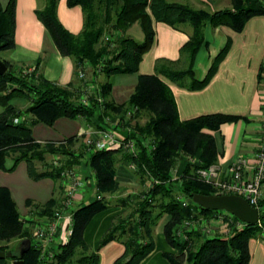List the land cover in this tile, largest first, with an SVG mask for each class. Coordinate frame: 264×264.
Instances as JSON below:
<instances>
[{
    "label": "trees",
    "instance_id": "1",
    "mask_svg": "<svg viewBox=\"0 0 264 264\" xmlns=\"http://www.w3.org/2000/svg\"><path fill=\"white\" fill-rule=\"evenodd\" d=\"M231 1L229 7L210 10L173 0H66L68 6L77 4L82 8L83 25L78 32L68 30L58 19V0H44L36 6L34 11L44 25L46 35L60 54L73 59L76 82L71 88L62 86L44 77L36 67L31 70L16 67L9 59L2 58L7 69L0 73V168L12 170L18 161L24 160L31 178L49 176L58 184L57 193L54 191L45 202L26 199L32 209L29 210L31 217L25 218L21 217L9 189L0 185V241H6L0 244V249L12 252L0 258V264H11L16 258H22L24 264H98L99 247L111 239L124 244L123 253L111 264H138L154 248V227L163 213L169 214L164 224L165 238L176 249L175 252H164L171 264H248V240L260 234L257 222L244 223L237 228L235 223L239 218L231 215L223 218L229 235H208L197 229L184 231L183 237L178 234L185 218L217 211L204 208L191 198L195 192H219L196 172L199 166L214 162L216 155L214 137L203 129H217L222 122L240 116L213 112L181 120L172 90L163 79L166 77L191 89L207 83L228 50L230 38L213 56L205 74L198 76L193 64L200 47L208 45L205 25H227L239 31L249 17L264 14V0ZM15 4L16 0L0 2V50L15 45ZM153 19L173 27L189 23L192 32L181 45L179 58H156L154 71L139 73L134 92L126 101L115 103L109 96L108 76L138 71L142 54L154 39ZM136 20H140L145 34L142 41L135 40L126 31ZM78 70L85 75L79 77ZM98 73L104 79L85 94L87 101H82L80 96L85 85L89 81L96 82L93 76ZM263 73L264 63L260 65L258 80H264ZM18 96L28 101L24 108L15 103ZM144 114L146 119L141 122L140 117ZM60 116H82L86 127L94 129L109 128L118 117V126L128 127L125 137L134 138L137 151L132 154L120 147L90 150L83 142L85 133L59 141L38 140L33 136L32 126L36 122L52 124ZM76 145L78 147L73 148ZM49 155L56 158L48 159ZM182 155L189 158L196 155L200 162L188 159L178 176L173 178L172 167ZM118 160L127 165L133 161L135 168L128 167L142 181H150L147 188L117 197L115 201L102 196L80 204L72 211V231L67 241L52 246L50 257L42 256L31 228L35 216L51 215L60 205L61 171L78 165L84 178L92 179L89 182L98 193L112 192L118 187L115 178ZM180 196L186 198V205L182 204ZM111 204L130 207V211L112 218L98 248L92 250L83 237L84 228L96 212ZM260 218L264 220L263 208H260ZM13 238L19 242L9 247L7 242ZM24 238L30 239V246L20 253Z\"/></svg>",
    "mask_w": 264,
    "mask_h": 264
},
{
    "label": "crops",
    "instance_id": "2",
    "mask_svg": "<svg viewBox=\"0 0 264 264\" xmlns=\"http://www.w3.org/2000/svg\"><path fill=\"white\" fill-rule=\"evenodd\" d=\"M6 0H0L4 3ZM44 0H16L14 11V41L11 49H5L1 58L9 59L14 66L36 67L44 77L59 85L72 87L76 82L73 59L62 55L56 49L52 40L46 35L45 27L35 13L36 6ZM189 3L191 6L210 10L229 7L231 0H173ZM56 12L60 22L70 31L78 32L83 25V12L80 5L68 6L66 0H58ZM155 31L150 47L142 54L136 72H118L108 76L110 83V98L115 103L126 101L134 92L139 73H152L154 62L158 57L177 59L180 57V47L189 38L192 27L182 23L173 27L164 21H152ZM127 33L137 41L144 39V31L140 20L134 21ZM204 36L208 45L203 44L194 59V69L198 76H203L209 67L213 56L230 38V45L223 58L219 61L213 75L205 85L199 88H188L163 77L170 86L176 106L178 118H192L199 114L224 112L237 114L240 117L233 121L222 122L217 129L209 132L215 141L216 155L214 162L220 166L221 177L229 172L231 162L238 156L247 160V175H251L255 154L258 148L260 123L264 116V80H258L259 68L264 63V14L249 17L241 30L236 31L227 25L212 26L207 23ZM184 64V54L181 55ZM37 62V63H36ZM179 66L181 65L178 64ZM89 69V68H88ZM89 74V73H87ZM264 74V73H263ZM96 82L104 79L101 73L93 76ZM86 120L82 117L60 116L52 124L36 122L32 126V134L38 140H62L70 135L86 133ZM197 155V154H196ZM194 155L189 158L182 155L179 162V172L188 159L200 162ZM9 161V160H8ZM118 187L111 193L125 196L132 188L140 186L144 189L149 185L148 179L142 181L138 174L126 163L115 162ZM138 176L139 180H137ZM175 178V176H172ZM58 182L45 176L33 179L29 176L24 160L17 162L12 170L0 168V185L6 186L17 204L21 214H28L30 205L26 199L35 202H45L57 193ZM137 191V190H136ZM264 209V197L261 201ZM125 207L118 204L96 212L86 224L83 237L90 249L98 248L99 240L109 227L112 218L124 214ZM169 214L163 213L154 227L155 245L138 264H171L164 252H175L164 235V224ZM216 221V220H215ZM225 229V226H224ZM250 259L248 264H264V238L251 237L248 240ZM124 251V244L118 239H111L99 247L98 264H111ZM186 264V263H184Z\"/></svg>",
    "mask_w": 264,
    "mask_h": 264
},
{
    "label": "built area",
    "instance_id": "3",
    "mask_svg": "<svg viewBox=\"0 0 264 264\" xmlns=\"http://www.w3.org/2000/svg\"><path fill=\"white\" fill-rule=\"evenodd\" d=\"M79 77H83L85 73L78 70ZM90 82V81H89ZM87 82L84 87V93L80 98L82 101H87L86 93L94 90V86ZM109 120V118H106ZM120 122L116 117L112 121V126L106 129H94L87 127L83 142L90 150L108 149V148H123L127 152L134 154L137 151L134 138L125 137L128 127L118 126ZM258 148L255 154L254 166L252 167L251 175H247V160L244 157H236L229 166V172L225 177H221L220 166L217 162H211L205 166H199L196 169L199 178L207 183L212 184L219 192H231L240 194L245 197L248 202L255 206L259 211L257 224L260 226V234L264 237V220L260 218L261 201L264 197V116L260 123V134ZM128 166L132 169L135 164L131 161ZM62 176V198L60 205L53 210L51 215L36 216L34 238L41 248V255L50 257L52 255L51 247L56 242L67 241L72 231V211L82 203L89 202L92 198H101L102 193H98L95 187L91 186V178L85 179L78 165H72L61 171ZM85 187H92L94 194L85 198ZM182 204L186 205L188 201L183 196H180ZM214 213L204 214L199 213L195 217L185 218L180 224L178 234L183 236L185 230L196 228V224L202 214L212 221L224 222L225 216H231L230 212L225 209H215ZM38 217V218H37ZM244 221L240 220L235 223L237 228L244 225ZM225 228L228 229L226 223Z\"/></svg>",
    "mask_w": 264,
    "mask_h": 264
},
{
    "label": "water",
    "instance_id": "4",
    "mask_svg": "<svg viewBox=\"0 0 264 264\" xmlns=\"http://www.w3.org/2000/svg\"><path fill=\"white\" fill-rule=\"evenodd\" d=\"M7 69L5 61L0 58V73ZM192 200L207 209H225L231 214L235 215L240 220L246 223H256L259 218V211L255 206H252L248 200L240 194L231 192H216V193H202L195 192L192 195ZM30 246V239H22L20 245V253L26 251ZM11 251L0 249V258L11 255ZM11 264H24L22 258L12 260Z\"/></svg>",
    "mask_w": 264,
    "mask_h": 264
},
{
    "label": "rangeland",
    "instance_id": "5",
    "mask_svg": "<svg viewBox=\"0 0 264 264\" xmlns=\"http://www.w3.org/2000/svg\"><path fill=\"white\" fill-rule=\"evenodd\" d=\"M2 52H3V50H1ZM0 51V54L2 53ZM2 54H4V53H2ZM1 57V56H0ZM16 67H19V66H16ZM31 69H33V68H31ZM30 68H28V70H31ZM14 101H15V103L16 104H18L21 108H24L27 104H28V101L26 100V99H24L23 97H20V96H18V97H16L15 99H14ZM1 108V107H0ZM146 119V115L144 114V115H142L141 117H140V120H141V122H143L144 120ZM258 141H259V138H258ZM259 143V142H258ZM78 147V145H76L75 147H73V148H77ZM53 158H56V156H52ZM50 155L48 156V159H50V158H52ZM84 159V158H83ZM82 159V160H83ZM180 159L181 158H178L177 159V161H176V163L174 164V166L172 167V170H171V174H172V176H178V174H179V162H180ZM83 165H82V162L80 163V167H82ZM132 170V169H131ZM61 178L59 179V184H60V182L62 183L63 182V180H62V176H60ZM137 178V180H139V178H138V176H136ZM174 178V177H173ZM149 183H150V181H149ZM145 188H147V186L145 187ZM132 190H134V191H132V192H139V191H142L143 189L140 187V186H136L135 187V189L134 188H132ZM137 190V191H136ZM114 191V190H113ZM112 191V192H113ZM112 192H106V193H102L103 194V196H105L106 198H109V199H111L112 201H115L116 200V198L117 197H120L121 195H120V193H116V195H114V194H111ZM131 192V193H132ZM84 193H85V198H88L89 197V195L91 196V195H93L94 194V189L92 188V187H85V191H84ZM93 193V194H92ZM62 194V193H61ZM124 196V195H123ZM125 207V212L124 213H127V212H129L130 211V207H126V206H124ZM32 208H31V206H30V209L29 210H31ZM163 215V214H162ZM161 215V216H162ZM160 216V217H161ZM21 217H31V214L28 212V214H21ZM159 217V218H160ZM35 219H36V216L34 217ZM38 218V217H37ZM159 218H158V220H159ZM158 222V221H157ZM183 222V221H182ZM196 226V228H192V229H197V230H199L200 232H203V233H205V234H208V235H213V234H219V235H229V230H227V228H225L224 229V226H225V223L224 222H220V221H212V220H208V218L207 217H205V215L204 214H202L201 215V217H200V219H199V222L195 225ZM32 229V234H33V236H34V232H33V230H35V223H34V225H33V227L31 228ZM191 230V229H190ZM186 231V230H185ZM179 236H181V235H179ZM184 236V235H183ZM183 236H181V237H183ZM258 236H260V238L261 237H263L262 236V234H259ZM264 238V237H263ZM19 241L17 240V238H13V239H11V240H9L8 242H7V244H8V246L10 247V246H16L17 245V243H18ZM61 242V241H60ZM3 243H6V241H0V244H3ZM58 242H56L55 244H54V246H56V244H57Z\"/></svg>",
    "mask_w": 264,
    "mask_h": 264
}]
</instances>
